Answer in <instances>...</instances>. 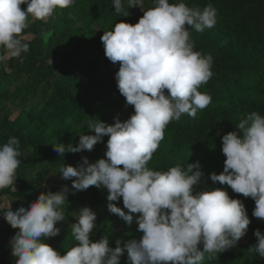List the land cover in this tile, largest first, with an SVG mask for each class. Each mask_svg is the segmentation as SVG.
Here are the masks:
<instances>
[{"label":"trees","instance_id":"trees-1","mask_svg":"<svg viewBox=\"0 0 264 264\" xmlns=\"http://www.w3.org/2000/svg\"><path fill=\"white\" fill-rule=\"evenodd\" d=\"M0 235V264H264V0H0Z\"/></svg>","mask_w":264,"mask_h":264},{"label":"rangeland","instance_id":"rangeland-1","mask_svg":"<svg viewBox=\"0 0 264 264\" xmlns=\"http://www.w3.org/2000/svg\"><path fill=\"white\" fill-rule=\"evenodd\" d=\"M19 1V0H18ZM72 0H69V2ZM46 10H48L47 7H45ZM41 13H39L40 15ZM19 110H16L14 112L13 116H16L17 112ZM93 170L92 169H83L82 171H80V173L78 174H71L68 175L67 177H69L68 181L71 187H84L85 183L88 181V179L90 178V176L92 175ZM10 182H13V179L9 180ZM16 185H14L13 188H15ZM192 203V202H190ZM2 206H6L8 210H10V217L13 221H16V216L14 215V213H12L11 208H10V203L5 200L2 204ZM201 207V206H200ZM62 213H60L58 216H56L54 219L51 220L50 225L46 226V229L51 232V234L53 236L59 235L63 232V230L65 228H69L71 226H74L76 223H78L79 221L82 220V213L79 210V213L77 214L75 212V214H71L68 218H65V212L62 209V206L59 205L58 207ZM74 211V210H73ZM93 211V212H92ZM91 212L89 211L90 214L92 213H96L95 208L92 210ZM205 212H207V208L204 209ZM9 221L5 220V222L3 224H7ZM26 229L28 230L29 228L26 227ZM31 230L32 234L37 233L38 228H33V229H29ZM115 230H119L117 227L115 228ZM2 238V236L0 235V239Z\"/></svg>","mask_w":264,"mask_h":264}]
</instances>
